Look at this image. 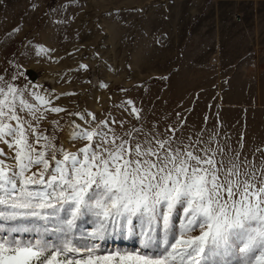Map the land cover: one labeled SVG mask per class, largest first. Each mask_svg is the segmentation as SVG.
Listing matches in <instances>:
<instances>
[{"label": "snow or ice", "instance_id": "snow-or-ice-1", "mask_svg": "<svg viewBox=\"0 0 264 264\" xmlns=\"http://www.w3.org/2000/svg\"><path fill=\"white\" fill-rule=\"evenodd\" d=\"M20 69L0 74V264H264V164L218 134L177 135L183 121L145 132L68 111ZM117 106L140 121L132 99ZM49 113L69 118L67 144L64 117L41 128ZM112 236L138 247L96 243Z\"/></svg>", "mask_w": 264, "mask_h": 264}, {"label": "rangeland", "instance_id": "rangeland-1", "mask_svg": "<svg viewBox=\"0 0 264 264\" xmlns=\"http://www.w3.org/2000/svg\"><path fill=\"white\" fill-rule=\"evenodd\" d=\"M17 64L20 86L52 92L68 111L111 113L145 132L183 121L177 135L218 134L241 160L264 164V0H0V74ZM127 99L139 122L117 106ZM58 117L69 119L49 113L41 128ZM60 136L67 144L66 124Z\"/></svg>", "mask_w": 264, "mask_h": 264}]
</instances>
